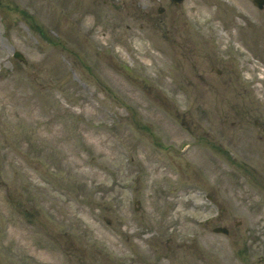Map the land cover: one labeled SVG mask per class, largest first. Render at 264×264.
I'll use <instances>...</instances> for the list:
<instances>
[{
	"label": "rangeland",
	"instance_id": "374dc122",
	"mask_svg": "<svg viewBox=\"0 0 264 264\" xmlns=\"http://www.w3.org/2000/svg\"><path fill=\"white\" fill-rule=\"evenodd\" d=\"M226 79L234 100L218 99ZM246 104L264 108L250 0H0V264H264V184L228 159L250 205L217 176L218 212L198 179L207 157L178 150L249 146Z\"/></svg>",
	"mask_w": 264,
	"mask_h": 264
},
{
	"label": "flooded vegetation",
	"instance_id": "af4514ba",
	"mask_svg": "<svg viewBox=\"0 0 264 264\" xmlns=\"http://www.w3.org/2000/svg\"><path fill=\"white\" fill-rule=\"evenodd\" d=\"M207 59H210L215 65L216 63L219 62V58L215 55H206ZM219 73H221V70L218 71ZM220 76V75H217ZM239 78H233L234 81H236L235 84H241L243 85V89H246L245 83H242L240 81V76H238ZM230 79H226L224 83V85L221 86L222 89L226 90L225 92L219 93L218 99L220 100H224V101H230V100H234L233 95H235V87L233 85L232 82L227 81ZM213 89H218L217 86L215 87V85L213 84V86L211 87ZM228 90H232V93L229 92ZM205 96V94H203ZM228 105H233L232 103L228 102ZM253 104H246L244 108H240L241 113L237 112V117L240 119V123L242 121L246 123L247 126H250L253 122L256 123V127L257 129H259L258 131L255 130H250L248 131L246 128V132L245 135H243L248 141H249V146L245 147L243 145L240 144L241 142V136L237 137V136H231V138H228L225 142L226 143H222L221 142H216V144L214 145V149H216L218 152H224V153H235V152H243L244 150H246L248 153H252V155L260 156L263 161H259V159L257 161H253L252 162V158L249 157V161L246 160H241V161H236L235 160V156L232 158L233 162L231 161V165L233 163V165H236V168L238 170H240V176L245 180V182L247 183L248 186H252L257 191H259L257 188H255L256 186L260 185L261 183L264 184V108L262 107H253ZM239 109H237L238 111ZM229 111V110H228ZM219 112V109H217V113ZM224 113V114H223ZM221 115V117H219L220 119L218 121H221L222 118H224V120L229 121V117H231V114L226 113V112H220L218 113ZM206 132H212L209 130H206ZM254 132V133H252ZM215 136V132H212ZM217 135V134H216ZM237 137V138H236ZM253 139V140H252ZM227 166V175L224 172H218L217 167L212 164V166L210 168H206L203 170L204 174H202L198 179H200L201 183H205L206 187H205V192L204 195L207 199H210L211 203L214 201V198L217 197L218 194V186L217 182H218V177H223V178H227V183L229 184V187L227 190V194L230 193L232 194L233 198H236V200H238L239 202H241V204L245 207H248L250 205V197L248 194V191L246 189L243 188V185L237 187L234 184V180L233 177L236 176L234 170L230 168L229 170V166L228 163H226ZM215 172H217L219 175H217ZM200 175V174H199ZM218 176V177H217ZM214 179H211V178ZM211 181L212 183H210L209 181ZM208 181V182H207ZM186 182H188V180H186ZM207 182V183H206ZM234 187L233 190H231V187ZM251 189V188H250ZM219 200V199H218ZM218 201L216 202V204L212 203L215 205L216 209L218 212H221L220 209V205H217ZM239 210H241V212H244L246 209L241 208L240 206L237 204V210H235L236 212H238ZM240 222L242 221H234V224L236 225V229L237 232L240 234ZM230 234V229L228 228V235ZM246 240V239H244Z\"/></svg>",
	"mask_w": 264,
	"mask_h": 264
},
{
	"label": "water",
	"instance_id": "95a60500",
	"mask_svg": "<svg viewBox=\"0 0 264 264\" xmlns=\"http://www.w3.org/2000/svg\"><path fill=\"white\" fill-rule=\"evenodd\" d=\"M176 2H180L182 0H175ZM255 2L259 5V6H262V4L264 3V0H255ZM15 56L18 57L19 59L23 60L26 62V59L25 57L22 55V53H20L19 51H17L15 53Z\"/></svg>",
	"mask_w": 264,
	"mask_h": 264
}]
</instances>
